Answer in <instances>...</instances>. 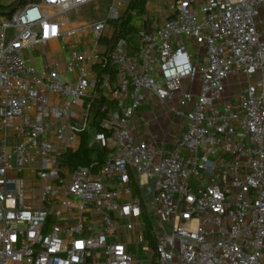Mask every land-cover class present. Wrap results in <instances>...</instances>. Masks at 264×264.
I'll use <instances>...</instances> for the list:
<instances>
[{
	"label": "built area",
	"instance_id": "1",
	"mask_svg": "<svg viewBox=\"0 0 264 264\" xmlns=\"http://www.w3.org/2000/svg\"><path fill=\"white\" fill-rule=\"evenodd\" d=\"M93 1L0 11V264H135L123 231L153 264H264V0H158L112 47L147 17L70 27ZM86 132L103 161L66 165Z\"/></svg>",
	"mask_w": 264,
	"mask_h": 264
},
{
	"label": "trees",
	"instance_id": "2",
	"mask_svg": "<svg viewBox=\"0 0 264 264\" xmlns=\"http://www.w3.org/2000/svg\"><path fill=\"white\" fill-rule=\"evenodd\" d=\"M37 0H23L21 3L16 2L15 4H6L0 0V11L1 12H9L10 10L15 9L19 5H25L28 3H33ZM148 0H133L130 5V9L137 10L140 14H146L147 12V3ZM113 27L115 28L113 36L110 39H106L105 41L108 43L109 47L112 45L122 36L125 35H133L135 30L137 29L136 26H131V17L124 15L123 17L117 19V21L112 22ZM99 105L96 104V107L92 111L93 116V124L91 131L93 128H97L100 130L98 120L102 118L103 114H100ZM82 140L80 146L74 150L67 152L64 154V160L66 165L68 166H78V165H87L91 162V160L97 156L100 161H103L105 151H101L95 144L92 143L91 138L89 137V133L82 135ZM135 191L138 193L140 192L139 188H136Z\"/></svg>",
	"mask_w": 264,
	"mask_h": 264
},
{
	"label": "crops",
	"instance_id": "3",
	"mask_svg": "<svg viewBox=\"0 0 264 264\" xmlns=\"http://www.w3.org/2000/svg\"><path fill=\"white\" fill-rule=\"evenodd\" d=\"M147 12L146 14H144L147 18V21L145 20H132L131 19V24L134 25L136 24V28H141V27H144L146 24L149 25V24H152V26H155L156 23H161L162 20H163V14L162 15H159V12L160 11H163V6L162 4L158 1V0H148L147 2ZM91 5V4H90ZM90 5L84 7L80 12H82L84 9L88 8ZM105 11L106 9L104 10L103 13L100 14V16L96 17V18H81V19H78L76 21L74 20H69L68 21V25L70 27H77V26H83L85 23H88V22H91V21H95V20H99L100 18H102L104 15H105ZM79 12V13H80ZM58 43L55 42V41H51L50 43V48L52 49H57L58 47ZM141 117L142 118H150L152 119V113L149 112V109L148 108H143L142 110V113H141ZM156 130H159V129H156ZM153 131V130H152ZM155 131V130H154ZM143 219H145V216H143ZM123 238H125L127 240V242L129 243L128 244V247L127 249L129 250V247L130 246H138L135 244V238H136V233L135 232H126V231H123ZM142 246V245H141ZM148 247V244L147 246ZM155 247V244L154 242H150L149 244V248L150 249H154ZM129 252V251H128ZM130 253V252H129ZM143 260H139L138 258H136V263L135 264H143L142 262ZM147 263L145 264H153L152 262H150L147 258L146 260Z\"/></svg>",
	"mask_w": 264,
	"mask_h": 264
},
{
	"label": "rangeland",
	"instance_id": "4",
	"mask_svg": "<svg viewBox=\"0 0 264 264\" xmlns=\"http://www.w3.org/2000/svg\"><path fill=\"white\" fill-rule=\"evenodd\" d=\"M109 5H110V0H94L91 3V5L88 8L84 9L82 12L71 14L70 20L76 21V20L81 19L83 17L86 18V19H88L90 17L91 18H96V17L100 16V14L103 13L104 10L106 9V7L109 6ZM189 50L194 55H199L198 49L195 48L194 46H190ZM199 56L201 57L202 54L199 55ZM241 79H242V77H239L238 80H237V78H235L234 81H236V80L239 81ZM162 110L163 109H161V111ZM162 112H164V111H162ZM143 119H147V118H143ZM150 120H151V123H150L151 131L153 130L152 132L159 133L161 126L162 127H166V126L170 125V126L173 127V125H171L169 123L170 119H167L164 115L159 117V118H156V119L154 117L152 119L150 118ZM141 123H143V122H141ZM141 128L142 129L145 128L144 124L142 125ZM156 129H159V130H156ZM145 248L146 247H143V246H140V245L137 246V247L136 246H130L128 251L135 256V259L136 258H138L139 260L141 259V260H143L142 261L143 264H145V263H147L146 262L147 254H146V249Z\"/></svg>",
	"mask_w": 264,
	"mask_h": 264
},
{
	"label": "water",
	"instance_id": "5",
	"mask_svg": "<svg viewBox=\"0 0 264 264\" xmlns=\"http://www.w3.org/2000/svg\"><path fill=\"white\" fill-rule=\"evenodd\" d=\"M152 188L153 187H152V184L151 183L144 188L146 200H150Z\"/></svg>",
	"mask_w": 264,
	"mask_h": 264
}]
</instances>
